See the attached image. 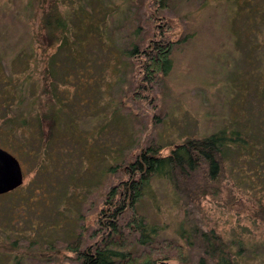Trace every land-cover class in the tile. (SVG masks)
<instances>
[{
  "label": "rangeland",
  "instance_id": "rangeland-1",
  "mask_svg": "<svg viewBox=\"0 0 264 264\" xmlns=\"http://www.w3.org/2000/svg\"><path fill=\"white\" fill-rule=\"evenodd\" d=\"M24 1L29 0H0V53L12 71L19 69L15 54L21 48L29 52V30L37 24L36 16L18 14ZM58 4L67 29L39 63L61 98L62 119L74 121L95 152L80 167V153L60 141L58 160L45 168L14 142L3 147L22 172L21 183L6 192L15 202L14 194L23 192L29 205L10 220L15 249L0 251V264H71L63 258L71 255L65 245L81 247L96 228L94 208L104 187L116 181V176L105 178L113 156L122 161L149 144L165 152L175 142L217 129L237 130L243 143L222 148L219 187L197 199L202 225L221 235L235 264H264V219L258 211L264 203V0H165L149 21L136 0ZM168 19L174 23L170 29ZM161 30L173 40L169 68L138 104L131 98L127 50ZM40 64L29 68L40 75ZM150 187L153 198L142 197L138 211L162 227V236L181 241L175 233L181 212L168 183L153 178ZM41 249L45 258L35 253ZM165 261L179 264L174 258Z\"/></svg>",
  "mask_w": 264,
  "mask_h": 264
},
{
  "label": "trees",
  "instance_id": "trees-1",
  "mask_svg": "<svg viewBox=\"0 0 264 264\" xmlns=\"http://www.w3.org/2000/svg\"><path fill=\"white\" fill-rule=\"evenodd\" d=\"M136 1L142 6L145 21L165 5V0ZM19 10L18 14L23 11L30 17L36 16L37 24L29 30V52L21 48L15 54L19 69L10 70L4 54L0 53V145L13 146L11 142H14L24 153L35 155L36 164L47 168L58 160L55 149L59 142H66L70 149L80 153L79 166L86 167V160L92 158L95 151L87 136L77 132L74 121L62 119L61 98L59 100L55 87L47 81L46 67L39 63L46 49L64 37L66 17L58 0L24 1ZM257 12L255 18L262 20L263 15ZM168 21L170 29L174 23ZM168 34L163 30L153 33L146 43L141 44L139 40L127 50L133 84L131 98L135 103L147 100L150 85L169 68L173 40ZM136 53L138 58L133 57ZM39 64L42 72L34 74L29 66ZM137 75L140 76L137 78ZM151 120L156 118L151 117ZM148 121L143 118V130ZM242 143L237 130L217 129L175 142L166 146L165 152L159 145L149 144L137 153L126 154L127 158L122 161H115L113 156L114 160L105 169V178L112 181L110 177L116 176V181L104 187L101 204L94 208L96 228L88 231V240H81V247L65 245L71 255H63V258H68L71 264H157L170 258L178 260L179 264H235V254L221 235L203 227L197 199L199 195L216 192L219 187L220 178L224 176L222 148ZM153 178L164 180L170 187L171 200L181 212L175 229L181 241L162 236L159 232L162 227L138 211L142 197L153 198L150 187ZM5 193L8 195L2 199ZM5 193H0V211L3 212L0 251L12 252L16 238L11 234L16 230L10 228L14 227L10 220L29 205V196L15 193V202L11 200L12 195ZM258 211L264 219L263 202L258 204ZM35 253L43 258L47 256L45 249Z\"/></svg>",
  "mask_w": 264,
  "mask_h": 264
},
{
  "label": "water",
  "instance_id": "water-1",
  "mask_svg": "<svg viewBox=\"0 0 264 264\" xmlns=\"http://www.w3.org/2000/svg\"><path fill=\"white\" fill-rule=\"evenodd\" d=\"M21 181L22 172L17 158L0 146V193L13 189ZM157 264L170 263L165 260H160Z\"/></svg>",
  "mask_w": 264,
  "mask_h": 264
}]
</instances>
